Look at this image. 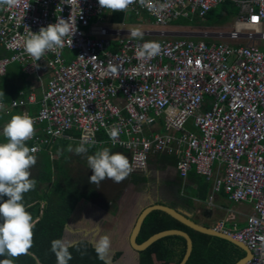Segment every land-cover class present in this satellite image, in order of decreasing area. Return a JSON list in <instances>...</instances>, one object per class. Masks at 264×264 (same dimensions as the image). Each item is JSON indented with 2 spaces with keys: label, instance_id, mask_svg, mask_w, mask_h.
Segmentation results:
<instances>
[{
  "label": "built area",
  "instance_id": "built-area-1",
  "mask_svg": "<svg viewBox=\"0 0 264 264\" xmlns=\"http://www.w3.org/2000/svg\"><path fill=\"white\" fill-rule=\"evenodd\" d=\"M225 1L134 0L118 12L152 18L162 28L179 18H205ZM230 1L239 8L230 33L236 43L133 39L136 27H113V11L98 0H17L12 8L0 6V46L6 52L0 76L13 62L36 72L37 61L24 49L27 33L71 16L72 45L66 41L58 53L42 57L52 75L30 117L43 126V135L26 143L38 152L41 144L69 138L74 130L81 141L103 146L96 134H105L109 145L129 152L132 174L145 172L152 155L175 156L182 179L194 170L213 180L214 193L223 190L230 200L253 204L245 226L227 229L220 221L213 227L249 247L252 256L244 264H264V0ZM244 37L249 43L240 41ZM145 41L158 42L159 54L138 58ZM113 128L119 130L115 143L108 135Z\"/></svg>",
  "mask_w": 264,
  "mask_h": 264
},
{
  "label": "trees",
  "instance_id": "trees-1",
  "mask_svg": "<svg viewBox=\"0 0 264 264\" xmlns=\"http://www.w3.org/2000/svg\"><path fill=\"white\" fill-rule=\"evenodd\" d=\"M238 13L239 8L232 1L227 0L213 8L203 20L199 16H193L191 18H179L176 21L195 25H201L203 21V24L209 26L221 25L235 18ZM59 141L55 146H66V148L62 150L54 148L55 151L61 153L58 158L50 160L49 152L44 150V158L36 165L38 169L34 172L33 167L31 168L30 178L36 180V187L25 193L22 201L33 218L38 219L33 229V247L30 251L36 254L40 264H57L55 254L51 251V241L54 239L63 240L66 223L80 199L94 200L96 197L101 199L98 192L99 188L103 183H107L111 189V196L105 200L113 198L112 202H115L120 198L123 188L129 183L131 177L134 184L148 180L144 175L130 173L120 183L105 179L97 188V185L89 183L88 178L92 175V170L87 165L84 167L91 171H82L81 167V169L76 170L74 175L70 172L69 164L72 161V156L68 151L70 142L66 139ZM3 142H6V139L1 133L0 143ZM29 145L31 143H26V146L29 147ZM110 150L121 152L129 157V152L125 149L112 147ZM174 163L176 164V159ZM192 172L195 173V171H191L188 177ZM200 176L197 174L192 179L197 182L199 187L197 195L204 198L205 195L200 193H205L209 189L210 182L205 179L201 180ZM188 177L187 180L191 179ZM45 182H48V187L46 189L40 188L39 185ZM118 186L122 190L113 191V188ZM3 199H7V197L5 196ZM170 228L183 229L192 237L193 249L185 264H235L244 255V251L236 244L224 238L194 230L162 210H153L147 215L137 241L141 243L152 234ZM71 245L69 251L72 253V259L69 264H108L102 254H98L96 247L89 241L79 240ZM186 247L184 237L180 235L165 236L140 252L139 264H179L186 252ZM120 254L121 252H117L115 258L119 257ZM5 258L8 257H0V260ZM14 264H36V261L30 255H21L14 258Z\"/></svg>",
  "mask_w": 264,
  "mask_h": 264
},
{
  "label": "crops",
  "instance_id": "crops-1",
  "mask_svg": "<svg viewBox=\"0 0 264 264\" xmlns=\"http://www.w3.org/2000/svg\"><path fill=\"white\" fill-rule=\"evenodd\" d=\"M136 17L141 18L140 16ZM126 18L127 16H125V20L121 23L113 22L115 23L112 24L113 27L125 26ZM145 18L146 17L143 16L141 19ZM140 29L143 30L144 28ZM3 54H6V52L0 46V55ZM12 64L16 69L11 73V68L9 67H11ZM37 65H39V67H37L36 72L28 73L26 72L23 63L13 62L8 66L7 72L0 76V82L1 78H4L0 83V103L4 105L3 109H0V134L3 133L4 125L12 115L27 113L29 116H34L37 114L41 106V100L43 98V93L46 90L47 82L52 75V71L47 65L46 58L38 60ZM32 95L34 96L33 100L30 99ZM34 128L36 135H43V126L36 125ZM73 131L74 130L69 132V138L62 137L54 142H49V144H41L40 150L34 154L37 157L38 162L36 165H38L42 161V158H44V150L49 152L48 155L50 160L56 159L60 156L61 153L54 150V148L60 150L66 148V146H55L60 142V139L68 140L70 142L69 146L73 148L78 146L82 142L81 134L79 132H77L78 135L72 134L71 132ZM96 135L104 141V144L103 146L86 144V147L89 148L88 155L94 154L97 150L104 147L112 148V146L108 144L105 134L102 135L101 133H98ZM29 143L32 145L33 142ZM75 155L81 162V167L82 165H87L86 155ZM71 156L73 159L74 155L71 154ZM175 159V156H170L168 154H155L151 156L148 165V167H152L153 170H155L159 177L162 175L163 186L169 195V201H151V198L147 196L149 199L145 200L149 202L148 204H145V202L141 200L137 204H132L129 203V200H126L128 194L127 188L126 190L124 189L125 191L123 190L122 195L115 202H112L114 200L113 198L104 200L103 203L98 197L94 198V200L80 199L71 217L67 221L68 226L64 230L63 240L70 244L79 240H87L96 247L99 238L103 235H108L111 239L110 252L102 254L107 261H113L110 258V255H112L114 251H122L121 258H125L126 264L134 262L139 264L140 255L131 248L129 244V236L141 209L150 203L155 202L165 203L178 208L188 213L193 220L205 226L213 227L220 221H224L227 229L241 228L246 225L247 217L253 210V204L251 202H236L230 200L223 190L214 193L213 180H207L203 175H201L202 177L200 176V179H205L210 182V186L205 193L198 192L205 195L204 198L200 197L197 195V189L199 188L198 184L192 179V177H196L198 173L195 172V174L192 172V174H190L191 179L188 177L189 180L182 179L177 171L176 164L174 163ZM36 165L33 167L34 172L38 169ZM147 170L143 173L135 174L144 175L148 178L146 182H140V184H147L150 182V176L146 174V172H148ZM131 179L132 177L129 180V184H134ZM212 195L213 197L211 198ZM87 201H90L91 203L89 206ZM79 207H81L80 210ZM90 208L93 209L91 215ZM79 220L80 222H78ZM74 235L81 237L76 238ZM113 262L115 263L116 261Z\"/></svg>",
  "mask_w": 264,
  "mask_h": 264
},
{
  "label": "clouds",
  "instance_id": "clouds-1",
  "mask_svg": "<svg viewBox=\"0 0 264 264\" xmlns=\"http://www.w3.org/2000/svg\"><path fill=\"white\" fill-rule=\"evenodd\" d=\"M133 2L134 0H98L99 6L109 12L114 10L125 12ZM140 3L145 4L146 0H140ZM16 4L17 0H0V6L12 8ZM72 4L79 5V0H72ZM75 32L76 25L71 16L67 20L57 16L55 23L41 27L38 32L27 33L24 43L25 52L38 61L49 51L58 53L64 48L66 41L72 45ZM130 36L133 39L143 40L144 31L133 28ZM160 50L161 45L158 42L145 41L140 45L137 57L150 59L159 54ZM3 107L4 105L0 103V109ZM34 124L32 117L22 113L12 115L3 127L6 142L0 143V257L8 258L0 260V264H14V258L21 255H30L36 264H40L36 254L30 251L33 247V229L38 219L33 218L22 202L24 194L33 190L37 183L35 179L30 178L31 168L37 163V157L34 155L37 149L26 146V141L31 140L35 135ZM108 135L115 143L119 130L113 128ZM88 143L89 141L84 139L75 148L69 146L68 151L77 155H86L87 166L92 170V175L88 178L89 183L99 188L100 183L105 179L120 183L130 175L133 168L125 154L112 152L110 148L104 147L88 155L89 148L86 147ZM5 196L7 199H3ZM71 246L62 239L51 241V251L55 254L57 264H69L72 259V253L69 251ZM110 248V237L101 236L96 244L97 253L103 254Z\"/></svg>",
  "mask_w": 264,
  "mask_h": 264
},
{
  "label": "rangeland",
  "instance_id": "rangeland-1",
  "mask_svg": "<svg viewBox=\"0 0 264 264\" xmlns=\"http://www.w3.org/2000/svg\"><path fill=\"white\" fill-rule=\"evenodd\" d=\"M203 19L204 18H202V20ZM235 23H236V18H233L224 24H221V25L216 24L213 26L205 25V24H203V21H202L201 25H198V24L195 25L192 23L185 24L181 21H176V22H173L172 24H169V25L161 28L160 26L156 25L152 21V18L146 17L145 19H141L139 17L132 15V13L130 11H128V15H127L124 27H126V28H130V27L144 28L145 37H147V36L153 37V38L164 37V36H167L170 38L188 37V38L205 39V40H210V41L216 40V41H225V42H229V43H236L238 41H235L234 39H232L230 37V33L234 29ZM147 30L150 31V34L146 33ZM155 32H161V33L155 34ZM247 33H248V31H247ZM240 41H242L243 43H249V41L247 40V37H244ZM17 67H19V66H17ZM9 68H11V73L16 69V67L13 64ZM3 79L4 78H1V82L3 81ZM71 133L78 135V133L74 132V131ZM70 154L74 155L72 161H70V164H69L70 165V172L74 175L76 173V170L80 169L81 162L77 159V156L75 155L74 152H70ZM84 166L85 165H82V167H83L82 170L86 171V167H84ZM149 170H150V172H149ZM147 171L148 172H146V174L148 176H150V179H151L150 182H148L147 184H129L128 183L123 188V190L124 189L126 190V188H127L128 194L126 196L127 197L126 200H129V203H132V204H137L140 200L145 202V204H148L149 202H147L145 199L148 200L149 198L147 196H149L151 198V201H153V200H156V201L157 200H159V201L160 200H168L169 201L170 200L169 195L167 194V191L165 190V188L163 186L164 183L162 182V178H161L162 175H160V177H159L156 174L155 170H153L152 167H148ZM107 181H108V179H107ZM47 185H49L48 182H45V183H41L39 186H40V188L46 189L48 187ZM115 190L119 191V190H122V188L119 189V186H118L117 188L116 187L113 188V191H115ZM123 190H122V192H123ZM98 192L100 194L99 196H101V200L102 199L105 200L109 196H111V189L107 183H103V185H101V187L99 188ZM121 195H122V193H121ZM104 200L102 201V203L104 202ZM87 202H88V206H89V204H91V203H90V201H87ZM80 208L81 207H79V210H80ZM92 213H93V209L90 208V215ZM78 222H80V220ZM74 237L77 238V237H81V236L74 235ZM107 252L109 253L110 250H108ZM116 253H117V251H114L113 254L110 255V258L113 261H116L114 264H123V263L126 264V260L124 257L121 258V254H120L119 258L118 257L115 258ZM130 264H137V263L134 262V263H130Z\"/></svg>",
  "mask_w": 264,
  "mask_h": 264
},
{
  "label": "water",
  "instance_id": "water-1",
  "mask_svg": "<svg viewBox=\"0 0 264 264\" xmlns=\"http://www.w3.org/2000/svg\"><path fill=\"white\" fill-rule=\"evenodd\" d=\"M124 17H125L124 12L113 11L112 15H111V21L115 22V23H117V22L121 23V22H123ZM160 33L161 32H155V34H160ZM153 210H162V211L168 213L169 215H171L172 217L176 218L177 220H179L180 222H182L186 226L194 229V230H197V231H200L202 233L209 234V235L221 237V238H224V239L236 244L245 252V254L235 264H244L245 261H247L252 256V251L249 249V247L244 242L236 240L230 234L224 233L223 231H220V230H216L212 226H205L203 224L196 222L195 220H193L189 216L188 213H186V212H184L178 208L172 207V206L165 204V203H158V202L150 203L149 205H147L141 209L140 213L138 214V216L136 218L134 226L131 230V233L129 236V244H130L131 248L133 250H135L138 254H140L141 251L145 250L153 242L157 241L160 238H163V237L168 236V235H180L186 239L187 247H186V252H185L182 260L179 262V264H185L191 255V252L193 249V240H192V237L190 236V234L183 229L170 228V229L161 230L159 232L152 234L151 236H149L146 240H144L141 243H139L137 241V237L140 233V230H141V227L143 225L145 218ZM67 226H68V222L66 223L65 228ZM103 258L106 260V258L104 256H103ZM107 263L108 264H114V262L111 260L107 261Z\"/></svg>",
  "mask_w": 264,
  "mask_h": 264
}]
</instances>
